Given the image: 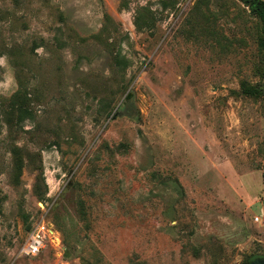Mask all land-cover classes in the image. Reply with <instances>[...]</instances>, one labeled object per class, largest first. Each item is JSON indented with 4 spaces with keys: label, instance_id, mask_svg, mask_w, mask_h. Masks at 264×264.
<instances>
[{
    "label": "rangeland",
    "instance_id": "1",
    "mask_svg": "<svg viewBox=\"0 0 264 264\" xmlns=\"http://www.w3.org/2000/svg\"><path fill=\"white\" fill-rule=\"evenodd\" d=\"M255 216L264 22L243 0H0V264H250Z\"/></svg>",
    "mask_w": 264,
    "mask_h": 264
},
{
    "label": "built area",
    "instance_id": "2",
    "mask_svg": "<svg viewBox=\"0 0 264 264\" xmlns=\"http://www.w3.org/2000/svg\"><path fill=\"white\" fill-rule=\"evenodd\" d=\"M255 222L264 227V216H255ZM47 232L48 228L44 223L35 222L20 250L21 256L34 258L39 255L46 246Z\"/></svg>",
    "mask_w": 264,
    "mask_h": 264
},
{
    "label": "trees",
    "instance_id": "3",
    "mask_svg": "<svg viewBox=\"0 0 264 264\" xmlns=\"http://www.w3.org/2000/svg\"><path fill=\"white\" fill-rule=\"evenodd\" d=\"M250 7L251 12L258 15L264 22V0H243Z\"/></svg>",
    "mask_w": 264,
    "mask_h": 264
},
{
    "label": "water",
    "instance_id": "4",
    "mask_svg": "<svg viewBox=\"0 0 264 264\" xmlns=\"http://www.w3.org/2000/svg\"><path fill=\"white\" fill-rule=\"evenodd\" d=\"M250 264H264V257L263 258H257L250 262Z\"/></svg>",
    "mask_w": 264,
    "mask_h": 264
}]
</instances>
